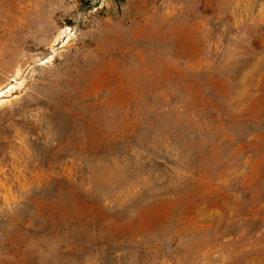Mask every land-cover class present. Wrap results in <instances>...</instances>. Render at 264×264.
<instances>
[{"label": "rangeland", "instance_id": "rangeland-1", "mask_svg": "<svg viewBox=\"0 0 264 264\" xmlns=\"http://www.w3.org/2000/svg\"><path fill=\"white\" fill-rule=\"evenodd\" d=\"M0 90V264H264V0H0Z\"/></svg>", "mask_w": 264, "mask_h": 264}, {"label": "bare ground", "instance_id": "bare-ground-1", "mask_svg": "<svg viewBox=\"0 0 264 264\" xmlns=\"http://www.w3.org/2000/svg\"><path fill=\"white\" fill-rule=\"evenodd\" d=\"M60 36H61V35H60ZM60 36H59V37H60ZM56 38H57V37H56ZM65 38H66V37H65ZM62 44H63V43H62ZM11 87H13V86L7 87L6 90L9 91ZM3 93H4V91H3V90H0V95H2Z\"/></svg>", "mask_w": 264, "mask_h": 264}]
</instances>
